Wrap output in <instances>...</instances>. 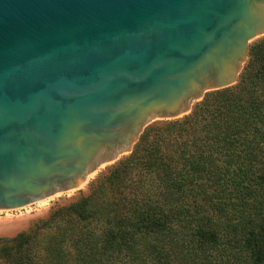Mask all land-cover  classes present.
Here are the masks:
<instances>
[{
  "label": "water",
  "instance_id": "95a60500",
  "mask_svg": "<svg viewBox=\"0 0 264 264\" xmlns=\"http://www.w3.org/2000/svg\"><path fill=\"white\" fill-rule=\"evenodd\" d=\"M260 36L264 0H0V213L79 190L235 85Z\"/></svg>",
  "mask_w": 264,
  "mask_h": 264
},
{
  "label": "trees",
  "instance_id": "16d2710c",
  "mask_svg": "<svg viewBox=\"0 0 264 264\" xmlns=\"http://www.w3.org/2000/svg\"><path fill=\"white\" fill-rule=\"evenodd\" d=\"M0 264H264V38L235 85L146 127L88 196L0 238Z\"/></svg>",
  "mask_w": 264,
  "mask_h": 264
},
{
  "label": "rangeland",
  "instance_id": "374dc122",
  "mask_svg": "<svg viewBox=\"0 0 264 264\" xmlns=\"http://www.w3.org/2000/svg\"><path fill=\"white\" fill-rule=\"evenodd\" d=\"M263 38H264V36H260V37H257L252 42H250L248 45V49L251 45H254L255 43L259 42ZM247 57H248V51H247ZM247 60H248V58H247ZM210 92H212V91H210ZM207 93H209V92H207ZM196 103H198V102H196ZM196 103H194L193 106ZM193 106H192V108H193ZM178 119H180V118H178ZM167 122L168 121L156 120V121L149 123L146 127L151 126V125L157 126L160 123H167ZM128 155L129 154L120 155L118 160L115 163H113L111 165L102 166L96 172V174H94L90 179H88V181L79 190L64 193L61 196L59 194H57L54 197L50 198L46 203H44V204H41L40 202L36 203V204L32 205L31 207H29L28 209H26L25 211L0 213V238H10V237H14L15 235H17L20 232H25L36 221L45 220L47 218L49 212L51 210H53L54 208L59 207V206H66L70 202H72L78 198L88 196L90 183L92 181H94L102 173H106L107 169H109L112 165L118 163L119 161H123L124 158H126ZM105 185H106V182L102 181L101 186H105ZM107 196H109V192H107L106 197Z\"/></svg>",
  "mask_w": 264,
  "mask_h": 264
},
{
  "label": "bare ground",
  "instance_id": "6f19581e",
  "mask_svg": "<svg viewBox=\"0 0 264 264\" xmlns=\"http://www.w3.org/2000/svg\"><path fill=\"white\" fill-rule=\"evenodd\" d=\"M95 174H96V173H95ZM93 175H94V174H93ZM93 175H91V176L89 177V179H90ZM49 199H50V198H49ZM49 199H48V200H49ZM48 200H47V201H48ZM39 202H40L41 204L46 203L45 201L43 202V200H42V201H39ZM39 202H38V203H39Z\"/></svg>",
  "mask_w": 264,
  "mask_h": 264
}]
</instances>
